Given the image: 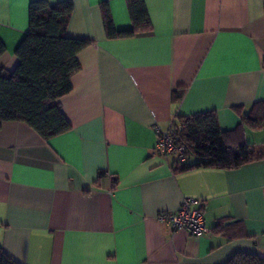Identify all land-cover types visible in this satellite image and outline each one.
Masks as SVG:
<instances>
[{
  "label": "crops",
  "instance_id": "crops-1",
  "mask_svg": "<svg viewBox=\"0 0 264 264\" xmlns=\"http://www.w3.org/2000/svg\"><path fill=\"white\" fill-rule=\"evenodd\" d=\"M33 0H0V69L12 71ZM71 1L66 36L87 39L71 90L70 128L48 140L22 121L0 124V247L17 264H223L264 258V159L234 169H180L154 151L156 127L216 114L222 131L264 152V126L244 120L264 100V0H143L151 29L126 0ZM180 100L174 98L180 91ZM196 159L189 158L188 163ZM209 230L191 236L157 220L182 201Z\"/></svg>",
  "mask_w": 264,
  "mask_h": 264
},
{
  "label": "trees",
  "instance_id": "trees-1",
  "mask_svg": "<svg viewBox=\"0 0 264 264\" xmlns=\"http://www.w3.org/2000/svg\"><path fill=\"white\" fill-rule=\"evenodd\" d=\"M126 2L132 26L120 31L113 26L107 3L100 4L106 35L110 38L130 37L151 29L143 0ZM72 11L71 1L29 3L28 31L15 49L17 64L12 71L0 69V124L22 121L45 140L70 128L59 99L71 90L70 77L80 68L77 54L90 44L87 39L66 36ZM4 51L0 39V56ZM182 95L183 90L174 98L180 100ZM244 120L253 129L264 126V100L253 104ZM172 126L178 130V143L185 148V161H177L181 170L194 166L234 169L264 159V152L258 151L253 143L237 139V144L231 145L235 134L222 131L213 112L179 117ZM189 158L196 160L188 163ZM0 264L17 263L0 247ZM223 264H264V258L236 252Z\"/></svg>",
  "mask_w": 264,
  "mask_h": 264
},
{
  "label": "built area",
  "instance_id": "built-area-1",
  "mask_svg": "<svg viewBox=\"0 0 264 264\" xmlns=\"http://www.w3.org/2000/svg\"><path fill=\"white\" fill-rule=\"evenodd\" d=\"M155 153L167 156L174 154L178 162L185 161V148L178 143V130L173 126L168 129L156 127ZM160 223L166 224L173 230H184L191 236H199L209 230L204 223V217L200 208H191L188 200L182 201L179 209L173 212H162L157 215Z\"/></svg>",
  "mask_w": 264,
  "mask_h": 264
}]
</instances>
